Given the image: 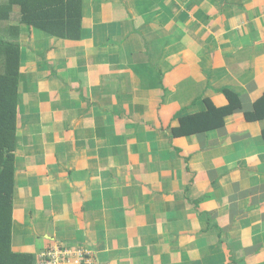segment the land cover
<instances>
[{"label":"crops","instance_id":"obj_1","mask_svg":"<svg viewBox=\"0 0 264 264\" xmlns=\"http://www.w3.org/2000/svg\"><path fill=\"white\" fill-rule=\"evenodd\" d=\"M82 9L79 39L0 21L20 48L12 250L36 264L57 248L71 251L59 264H264V117L180 122L228 104L223 87L244 109L262 96L264 0Z\"/></svg>","mask_w":264,"mask_h":264},{"label":"trees","instance_id":"obj_2","mask_svg":"<svg viewBox=\"0 0 264 264\" xmlns=\"http://www.w3.org/2000/svg\"><path fill=\"white\" fill-rule=\"evenodd\" d=\"M15 6L19 10L14 11ZM82 12V0H0V21L3 23L18 19L19 24L61 38L81 37L84 28ZM14 38L0 36V58H3V70L0 71V264H36L34 254L13 251L11 240L13 152L20 75V48ZM221 92L227 97L228 104L215 107L208 101L205 111L188 113L180 120L184 127L188 126L189 133H193L195 126L199 125L205 128L220 127L224 123V116L237 111H243L247 121L264 117V92L248 109L243 108L241 97L233 89L223 87ZM175 131L177 134L179 129ZM262 134L264 136V129Z\"/></svg>","mask_w":264,"mask_h":264},{"label":"built area","instance_id":"obj_3","mask_svg":"<svg viewBox=\"0 0 264 264\" xmlns=\"http://www.w3.org/2000/svg\"><path fill=\"white\" fill-rule=\"evenodd\" d=\"M70 251L64 250L63 248H57L53 251H46L40 254L38 264H59V260H63ZM77 253L79 254L77 259L79 262L80 256L83 257L82 251L78 250Z\"/></svg>","mask_w":264,"mask_h":264},{"label":"rangeland","instance_id":"obj_4","mask_svg":"<svg viewBox=\"0 0 264 264\" xmlns=\"http://www.w3.org/2000/svg\"><path fill=\"white\" fill-rule=\"evenodd\" d=\"M69 251H70V250H69ZM70 253H71V251H70ZM86 263H87V264H89V262H88V261H86Z\"/></svg>","mask_w":264,"mask_h":264}]
</instances>
